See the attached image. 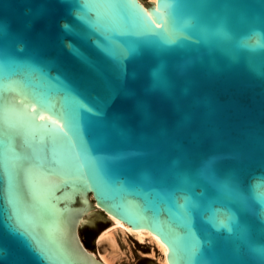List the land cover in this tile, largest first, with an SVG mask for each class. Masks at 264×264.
Wrapping results in <instances>:
<instances>
[{"label": "water", "instance_id": "1", "mask_svg": "<svg viewBox=\"0 0 264 264\" xmlns=\"http://www.w3.org/2000/svg\"><path fill=\"white\" fill-rule=\"evenodd\" d=\"M109 213L264 264V0H0V264H105Z\"/></svg>", "mask_w": 264, "mask_h": 264}, {"label": "bare ground", "instance_id": "2", "mask_svg": "<svg viewBox=\"0 0 264 264\" xmlns=\"http://www.w3.org/2000/svg\"><path fill=\"white\" fill-rule=\"evenodd\" d=\"M135 1L141 4V0H135ZM149 3L153 6H156L157 0H149ZM32 109H35V105L28 106L26 108V112H32ZM85 213L87 215V211ZM107 219L109 224L105 227V229L100 233V235L96 239L97 247L99 246L104 247V252L99 253V258L98 259L96 258L97 263L104 262L105 264H116V261L121 260L123 258L122 255L126 254V252L125 254L124 252H122L120 240L121 242L123 241L124 243H126L127 246H130L128 245V239L133 238L135 242L139 243L138 244L139 246L150 244L151 248L149 250L146 249V251L143 252H147L148 256L151 258H156L157 261H159V264H172V261L169 259V256H166V244L162 240H159L158 235L152 233V231H150L146 226H141L138 228H132V227L127 228V224L119 220L111 213L108 214ZM82 221H84V217L79 223H81ZM85 238L87 239V237ZM81 244L83 245V242H81ZM135 246H137V244ZM143 250L145 249L143 248ZM89 253L96 257L94 252L89 250ZM138 264H148V263L146 261H141Z\"/></svg>", "mask_w": 264, "mask_h": 264}, {"label": "rangeland", "instance_id": "3", "mask_svg": "<svg viewBox=\"0 0 264 264\" xmlns=\"http://www.w3.org/2000/svg\"><path fill=\"white\" fill-rule=\"evenodd\" d=\"M94 205L95 204H93L92 205V207L94 208ZM93 210V212L92 211H90V212H88L87 213V218H89V217H91V216H94V215H97V216H99V217H101V218H103L104 217V219L106 218V216L104 215V213L103 212H101L99 209H92ZM99 213V214H98ZM101 215V216H100ZM80 227V226H79ZM79 240H80V238H79ZM81 241V240H80ZM131 241H132V243H131ZM82 242V241H81ZM137 244V246H135L136 244ZM139 243L138 242H135V240H133V238H129L128 239V245H130V246H127V244L126 243H124L123 241L121 242V240H120V245H121V248H122V252H124V254H125V252H126V256L125 255H122V259L121 260H119V261H116V264H138L139 262H141V261H146L147 262V260H149L150 259V261L151 262H147L148 264H159V261H157V259L156 258H151V257H149L148 256V253L147 252H143V251H146V249L147 250H149L150 248H151V245L150 244H145V245H138ZM133 245V246H132ZM83 247H84V244H83ZM103 246H99V247H97V244H96V242H95V244H94V248H92V249H94V250H92V249H87V248H85L86 249V251H88L89 252V250L90 251H92V252H94V254L96 255V258L98 259L99 258V253H103L104 252V247L102 248ZM132 249H130V248ZM139 248V249H138ZM141 248H142V250H141ZM143 248L145 249V250H143ZM99 249V250H98ZM130 249V250H129ZM96 250V251H95ZM132 253V254H131ZM147 259V260H146ZM118 262V263H117Z\"/></svg>", "mask_w": 264, "mask_h": 264}]
</instances>
